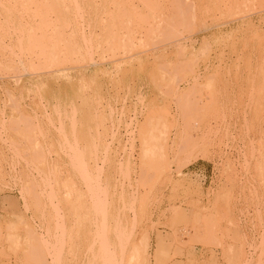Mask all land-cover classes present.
Here are the masks:
<instances>
[{"label":"rangeland","instance_id":"obj_1","mask_svg":"<svg viewBox=\"0 0 264 264\" xmlns=\"http://www.w3.org/2000/svg\"><path fill=\"white\" fill-rule=\"evenodd\" d=\"M132 253L264 264V0H0V264Z\"/></svg>","mask_w":264,"mask_h":264},{"label":"bare ground","instance_id":"obj_2","mask_svg":"<svg viewBox=\"0 0 264 264\" xmlns=\"http://www.w3.org/2000/svg\"><path fill=\"white\" fill-rule=\"evenodd\" d=\"M71 1V0H70ZM104 2V1H103ZM102 2V3H103ZM248 2V1H247ZM253 2V1H252ZM67 4H68V2H67ZM84 4V3H83ZM99 5V4H98ZM216 5V4H215ZM39 6V5H38ZM75 6H77V5H75ZM28 7V6H27ZM92 7V6H91ZM244 7V6H243ZM29 8V7H28ZM35 8V7H34ZM37 8V7H36ZM255 8V7H254ZM253 8V9H254ZM24 9H26V8H24ZM81 9V8H80ZM188 9V8H187ZM187 9H185V10H187ZM245 9V8H244ZM20 10H22V9H20ZM53 10H55V9H53ZM112 10V9H111ZM97 11V10H96ZM21 12V11H20ZM43 12V11H42ZM78 12V11H77ZM22 13V12H21ZM70 13V12H69ZM89 13V12H88ZM18 14V13H17ZM24 14V13H23ZM73 14V13H72ZM26 15V14H25ZM37 15H38V12H37ZM48 15V14H47ZM78 15V14H77ZM182 15V14H181ZM23 16V15H22ZM92 16V15H91ZM219 16V15H218ZM20 17V16H19ZM138 17H140V16H138ZM27 18H29V17H27ZM44 18V17H43ZM93 18H94V16H93ZM96 18V17H95ZM144 18V17H143ZM181 18H182V16H181ZM183 18H184V15H183ZM141 19V18H140ZM30 20V19H29ZM45 20V19H44ZM43 20V21H44ZM76 20V19H75ZM99 20H100V18H99ZM53 22V21H52ZM103 22V21H102ZM31 23V22H30ZM44 23V22H43ZM66 23V22H65ZM76 23V22H75ZM79 23V22H78ZM83 23V22H82ZM94 23V22H93ZM183 23V22H182ZM80 24V23H79ZM95 24V23H94ZM98 24H100V23H98ZM185 25H186V23H184ZM183 25V24H182ZM83 26V25H82ZM78 27V26H77ZM88 27V26H87ZM102 27V26H101ZM183 27H184V25H183ZM192 27V26H191ZM79 28V27H78ZM82 28V27H81ZM83 29V28H82ZM184 29V28H183ZM79 29H77V31H78ZM92 30V29H91ZM80 31V30H79ZM78 31V32H79ZM111 32H112V30H111ZM69 33V32H68ZM74 33V32H73ZM79 34V33H78ZM113 34V33H112ZM30 36V35H29ZM28 36V37H29ZM50 36V35H49ZM31 37V36H30ZM108 38V37H107ZM113 39V38H112ZM114 40V39H113ZM28 41H29V38H28ZM119 41V40H118ZM27 43H29V42H27ZM126 44H129V43H127V40H126V42H125ZM112 44V43H111ZM125 44V45H126ZM28 45H30V44H28ZM116 45H117V43H116ZM118 45H120V46H122V44H118ZM118 45H117V48H118ZM124 45V44H123ZM127 47H128V45H126ZM138 46V45H137ZM95 47V46H94ZM135 47V46H134ZM28 48H29V46H28ZM32 48H34V47H32ZM32 48H29V49H31L32 50ZM112 48V47H111ZM122 47H120V49H121ZM126 48V47H125ZM71 50V49H70ZM74 50V49H73ZM82 51V50H81ZM80 51V52H81ZM115 51V50H114ZM43 52V51H42ZM113 52V51H112ZM43 54V53H42ZM82 54V53H81ZM80 56V55H79ZM81 59V58H80ZM49 61V60H48ZM67 61V60H66ZM92 61V60H91ZM83 63V62H82ZM47 65H49V64H47ZM52 65V64H51ZM54 66V65H53ZM56 66V65H55ZM49 67V66H48ZM58 67V66H57ZM50 68V67H49ZM98 82V81H97ZM85 84V83H84ZM81 85V84H80ZM84 86V85H83ZM87 86V85H86ZM85 86V87H86ZM97 86V85H96ZM79 92H80V90H79ZM83 92V91H82ZM85 92V91H84ZM160 92V91H159ZM77 94V93H76ZM40 95V94H39ZM95 95V94H94ZM71 103V102H70ZM87 104H89V103H87ZM87 107V106H86ZM89 108V107H88ZM86 109V108H85ZM75 110V109H74ZM72 111H73V109H72ZM93 112V111H92ZM91 112V113H92ZM84 113V112H83ZM73 114V113H72ZM76 114V113H75ZM80 115H82L81 113H80ZM90 116V115H89ZM93 116V115H92ZM89 120V119H88ZM83 122V121H82ZM109 146V145H108ZM98 151V150H97ZM105 153V152H104ZM86 154V153H85ZM97 154V153H96ZM93 156H95V155H93ZM86 157V156H85ZM88 189V188H87ZM91 190H93V189H91ZM90 190V191H91ZM97 191V190H96ZM99 197V196H98ZM92 200V199H91ZM100 201V200H99ZM56 214V213H55ZM22 223V222H21ZM12 225H14V224H12ZM9 226V225H8ZM7 229V228H6ZM56 229V228H55ZM28 230V229H27ZM30 237V236H29ZM10 238V237H9ZM8 238V239H9ZM13 239V238H12ZM42 242H43V240H42ZM49 243V242H48ZM103 244H105V243H103ZM51 245V244H50ZM54 246V245H53ZM104 246V245H103ZM103 249L105 248V246L104 247H102ZM104 251V250H103ZM105 253V252H104ZM123 253V252H122ZM58 254V253H57ZM56 254V255H57ZM123 258V257H122ZM57 259L59 260L60 258L59 257H57ZM111 259V258H110ZM106 260V259H105ZM141 261H147V255L146 254H142L140 257H139V260H138V262L139 263H141ZM109 262V261H108ZM112 262V261H111ZM131 262L133 263V264H135L136 263V259H135V257L133 256V253H132V255H131V258H130V264H131ZM114 263V262H113ZM143 263V262H142ZM109 264V263H108ZM112 264V263H111ZM137 264V263H136ZM144 264V263H143Z\"/></svg>","mask_w":264,"mask_h":264},{"label":"crops","instance_id":"obj_3","mask_svg":"<svg viewBox=\"0 0 264 264\" xmlns=\"http://www.w3.org/2000/svg\"><path fill=\"white\" fill-rule=\"evenodd\" d=\"M201 176H203V175H201ZM204 177V176H203Z\"/></svg>","mask_w":264,"mask_h":264}]
</instances>
